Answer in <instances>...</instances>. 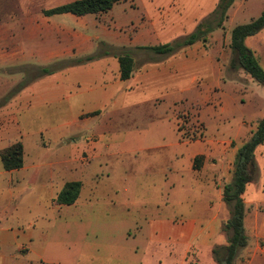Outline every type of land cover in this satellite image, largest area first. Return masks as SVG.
I'll use <instances>...</instances> for the list:
<instances>
[{"label":"crops","instance_id":"0c3cea01","mask_svg":"<svg viewBox=\"0 0 264 264\" xmlns=\"http://www.w3.org/2000/svg\"><path fill=\"white\" fill-rule=\"evenodd\" d=\"M156 1L146 0V4L140 7L135 0L128 1L132 3L131 11H123L112 17L114 39L111 41L101 40L98 35L92 38L86 34H76L71 27L62 26L59 30L63 32L64 39L61 44L58 43L59 46L39 42L40 34L54 29L47 20L38 17L44 16V12L50 9H41V13L39 9L34 13L27 9L23 15L29 18L26 26L19 30L18 39L9 27L0 23V151L17 142L23 148L22 168L4 171L0 162V177L9 191L13 190L12 187L25 184L26 188L40 191L41 194L49 191H57L58 194L66 183H80L78 198L70 206L77 208L83 205V208L91 209L89 215H93L101 223L115 225L112 230L117 233L98 244H84L79 264H177L175 261L168 263L166 258L173 254L172 249L167 250L168 236L180 239L187 246L183 259L189 263L188 256L193 247H203L212 255L216 246L226 245L224 235L218 232L219 209L216 210L211 202L187 204V208L193 211L185 217L181 216L180 227L169 235L165 211L159 210L160 203L156 198L136 202L132 196L131 201H123L119 190L100 185L94 179L90 183L80 180L63 181L57 189L52 185L54 178L67 179L66 177L77 172L88 170L90 161L102 160L104 171L110 167L109 161L105 160L108 157L105 153L117 150L116 147L132 152L133 137L128 136L127 131H119V128H127L141 120L149 119L150 127L170 124L171 130L176 132L177 143L174 145L178 152L173 153L175 156L181 157L182 142L201 144L200 151L188 154L187 172L198 176L211 173L221 176L222 180L228 175L227 160H234L237 150L255 131L256 126L254 131H238L240 142L235 144L205 139L204 125L196 122L202 127V139L182 140L183 132L177 131L181 121L179 116L172 124L168 114L157 115L162 104L168 109H175L183 101L184 95L191 91L200 96L219 91L221 81L225 84V72L228 77L226 80H229L237 71H232L229 67L230 44L225 40L223 43L214 41L216 56L201 41L170 56L144 50L171 42L175 38H169L164 33L169 30L174 32L175 18H169V10L181 7L182 4L179 6L177 0H166L165 4L160 0ZM213 10L214 5L208 10V14L192 19L193 25L184 36L193 33ZM101 14L104 13L94 16ZM195 17H198V13ZM77 18H81L79 23L82 24L79 27L86 33V21L83 17ZM103 30L107 36L111 35L108 29ZM27 49H36L29 53L36 56L38 53L42 64L22 65L32 69V77L23 75L16 80L7 78L10 73L9 64L25 56ZM122 50L130 53L134 64L132 76L126 81L120 80L116 58ZM104 52L107 55L96 57ZM77 57L80 60L94 58L77 66L73 62V58ZM221 58L226 64H220ZM56 59H59L57 63H62L61 69L53 74H44L43 70L58 69L53 62ZM258 62L260 64L259 60ZM37 121H44L47 128L37 129L41 126ZM32 128L36 129L33 131ZM85 133H92V136H85ZM28 136L32 137L29 147L26 144ZM262 147L264 142L257 149ZM42 151L51 153L46 162ZM162 160L165 162V156ZM260 175L261 171L257 168L254 181L246 186L242 195L248 244L239 251L234 264H264V219L260 213L264 207V182L259 179ZM136 189L141 187L131 186L124 192L129 196ZM249 192L253 193L250 198ZM143 224L148 225V231L144 230ZM118 225H122L123 229L120 230ZM23 238L18 232L0 229V264H19L16 262L18 254L26 258L33 253L35 258L43 259L48 234L42 239L39 252H32L30 244L29 248L21 244L14 254L12 250L17 246V240ZM29 239L33 238L30 236ZM135 240L138 242L134 245ZM129 241L133 246L125 249ZM193 257L195 259L194 254ZM27 262L29 263L25 264L33 263L32 260ZM213 264H216L214 259Z\"/></svg>","mask_w":264,"mask_h":264},{"label":"rangeland","instance_id":"374dc122","mask_svg":"<svg viewBox=\"0 0 264 264\" xmlns=\"http://www.w3.org/2000/svg\"><path fill=\"white\" fill-rule=\"evenodd\" d=\"M71 1L74 0H0V23L9 27L18 39L19 30L21 27L26 26V20L29 18L23 15L27 9H31L33 13L39 9V13H41V9H51ZM160 1L164 4L166 2V0ZM160 1L157 0L156 2ZM177 2H179V6L181 4L182 6L169 10V18H175L174 32L171 33V30H169L164 33L168 34L169 38L175 37L173 41L184 38V33L193 25L191 20L208 14L207 12H209L211 6L214 5L215 9L219 0H177ZM135 3L140 7L146 4V0H135ZM131 5V2H121L104 14L83 17L82 19L88 25L86 33L79 27L82 24L79 23L81 18L70 14L48 17L38 15L40 19L47 20L48 24L54 27L53 31L40 34L38 41L49 42V45L51 43L55 47L59 46L64 39L63 32L59 30L62 26L71 27L76 34H86L92 38L98 35L101 40L111 41L114 39L112 36L114 28L111 21L113 15L123 11H131ZM263 11L264 0H234L227 11L222 27L213 28L204 36L201 43L208 48L212 55L216 56L217 50L214 41L223 43L225 40L230 44L233 28L249 24L257 19ZM197 13L198 17H195ZM49 29L51 30V28ZM103 29H108L111 35L107 36ZM123 34L131 35V33ZM173 41L163 45L170 44ZM245 45L254 53L260 61V66L264 69V29L255 36L247 38ZM42 48H39V50H42ZM30 50L36 49H27L25 56L9 64L8 70L10 73H8L7 78L16 80L23 75L28 78L33 76L32 69L22 65L42 64V59L38 53L37 56L36 54H30ZM58 61L59 59L53 61L54 66L58 69H48L49 74L56 73L61 69L62 63H57ZM79 61L81 60L78 57L73 58V62H77V66ZM219 62L221 65L226 64V61L222 58ZM224 76L225 84L221 81L219 91L207 95L203 93L201 96L191 91L184 95L183 101L175 109H168L162 104L158 108L157 115L168 114L172 124L179 116L181 119L180 125L184 131L198 127L196 122H200L205 127V139L238 144L240 137L237 132L240 130L254 131L256 121L264 116V88L255 83L242 70L237 71L236 75L232 74L229 80H226L228 78L226 72ZM34 115L36 116V114ZM59 121L61 122V119ZM37 122L41 124L37 129L45 130L47 128L44 121ZM148 122L149 119H145L139 123L129 125L127 128H119V131H127L129 132L128 136L133 137V151L130 152L126 148L121 150L120 147H116L117 150L104 152L108 155L105 160L109 161V168L103 171L102 160L90 161L91 166L88 170L77 172L66 177L67 179L54 178L53 187L57 189L63 181L80 180L81 182L90 183L94 179L100 185H107L119 190L120 199L123 201H131L132 196L136 202L147 198H156L160 203L159 210L165 211V221L167 222L169 235H172L176 228L180 227L181 216L185 217L186 214L193 211V209L187 208V204L196 205L199 203L201 205L206 201L211 202L216 210L219 209L220 225L218 232L224 235L226 243L227 233L224 226L230 218L231 206L224 204L221 197L224 187L231 182L234 160L232 158L227 160L229 161V171L224 180L221 176L217 177V175L211 173L199 176L189 174L187 172L188 154L200 151L201 144L182 142L181 157L175 156L173 153L178 152L174 145V143H177L175 130L172 131L170 124L167 123L166 126L150 127ZM35 129L32 128L33 131ZM161 135H164V137L162 138ZM85 136L91 137L92 133H85ZM249 136L247 135V137ZM31 142L32 137L28 136L26 140L28 147ZM232 147L233 145L230 146V148ZM256 150L255 162L257 168L261 171L259 179L264 182V147ZM42 156L44 162H46L51 153L42 151ZM163 156H165V162L162 160ZM179 168H181L180 171ZM131 186L141 187V189H136L134 193L127 196L128 193L124 191ZM11 189L13 190H8L3 183V178L0 177V229L7 228L10 231L18 232L24 237L17 240L18 244L12 252L17 253V248H20L21 244L27 245V248L30 244L32 252H39L42 239L44 240L46 234H48V244L42 255L43 259L35 258L33 253L26 258L18 254L19 261L16 262H19V264L29 263L27 260H32V264H79L81 260L80 253L84 244H98L101 241L108 240L111 234L117 233V231L112 230L115 225H107L96 221L93 215H89L91 209L83 208V205H79L77 208L56 205L55 196L57 191L41 194L40 191L26 188L25 184ZM250 194L253 195V193H248L249 198ZM53 199L54 201H51ZM247 210L250 211V209ZM260 213L264 219V207L261 208ZM118 228L122 230L123 226L118 225ZM143 228L148 231V225L143 224ZM30 236L33 238L32 240L29 239ZM168 238L167 250H173V254L166 257L168 263L175 261L177 264H189V261L185 262L183 259L187 246L182 244L178 238L172 236H168ZM138 240H135L134 245ZM132 246L133 244L129 241L125 245V249H131ZM216 248H220V246H216ZM193 249L190 251L191 255L188 256L190 263L213 264L210 251L197 246Z\"/></svg>","mask_w":264,"mask_h":264},{"label":"trees","instance_id":"16d2710c","mask_svg":"<svg viewBox=\"0 0 264 264\" xmlns=\"http://www.w3.org/2000/svg\"><path fill=\"white\" fill-rule=\"evenodd\" d=\"M132 0H75L62 6L44 12V16H54L70 14L75 17L86 15H96L105 13L120 2ZM234 0H219L211 15L202 21L188 36L177 39L170 44L156 47L144 48L156 55L170 56L180 49L201 41L213 28H221L226 19V14ZM264 29V11L255 20L246 25H239L233 28L230 36V62L232 71L242 70L250 78L264 88V69L260 66L254 53L245 45L247 38L253 37ZM107 55V52L99 53L96 57ZM86 58L79 61V64L93 59ZM119 64V77L121 81L130 79L133 72V60L127 51H120L116 55ZM77 65V62H74ZM48 74L49 70H43ZM200 131L202 127L198 126ZM177 131L181 134L182 140L202 139L200 133L196 137V132L191 135L189 131H184L182 126H178ZM191 136V137H190ZM264 142V116L256 123L255 131L250 139L244 143L236 152L231 182L222 191V201L231 206V215L225 223L224 230L227 233L226 245L212 250V256L216 264H234L239 251L248 244V237L244 229L245 206L242 195L247 185L252 183L256 176L257 166L255 162V151ZM0 162L4 171H14L22 168L23 148L17 142L8 148L0 151ZM79 182L66 183L57 194L55 203L60 206H70L75 203L80 191ZM194 264V263H189Z\"/></svg>","mask_w":264,"mask_h":264},{"label":"built area","instance_id":"2783aa9c","mask_svg":"<svg viewBox=\"0 0 264 264\" xmlns=\"http://www.w3.org/2000/svg\"><path fill=\"white\" fill-rule=\"evenodd\" d=\"M200 128L199 127H196V128H193L191 130H189L190 134L193 135L195 132H196V137H198L201 133V131L199 130ZM191 137V136H190ZM197 140V139H196ZM192 141V140H191Z\"/></svg>","mask_w":264,"mask_h":264}]
</instances>
